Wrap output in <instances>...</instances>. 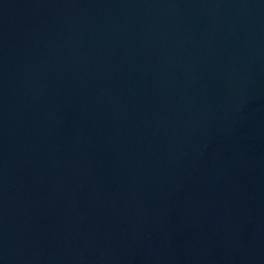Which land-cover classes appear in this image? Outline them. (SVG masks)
Returning a JSON list of instances; mask_svg holds the SVG:
<instances>
[{"label":"water","instance_id":"obj_1","mask_svg":"<svg viewBox=\"0 0 264 264\" xmlns=\"http://www.w3.org/2000/svg\"><path fill=\"white\" fill-rule=\"evenodd\" d=\"M0 264H264V0H0Z\"/></svg>","mask_w":264,"mask_h":264}]
</instances>
